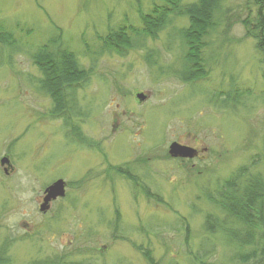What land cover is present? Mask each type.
Here are the masks:
<instances>
[{"label":"rangeland","instance_id":"374dc122","mask_svg":"<svg viewBox=\"0 0 264 264\" xmlns=\"http://www.w3.org/2000/svg\"><path fill=\"white\" fill-rule=\"evenodd\" d=\"M158 3L0 0V25L14 41L0 44V159L10 161L7 174L0 165L2 260L147 264V249L154 264H200L204 248L207 264H257L209 235L204 219L224 217L211 199L226 179L242 169L264 179V64L239 22L258 5L220 1L199 53L206 74L192 81L182 61L185 15L168 16L153 39L129 32L125 53L103 46L110 29H141L140 14ZM59 32L56 43L85 72L68 95L67 121L52 113L31 59ZM172 141L205 150L170 158ZM57 178L66 195L40 213L42 191Z\"/></svg>","mask_w":264,"mask_h":264},{"label":"trees","instance_id":"16d2710c","mask_svg":"<svg viewBox=\"0 0 264 264\" xmlns=\"http://www.w3.org/2000/svg\"><path fill=\"white\" fill-rule=\"evenodd\" d=\"M187 1L159 0V3L154 5L148 14H140L141 29L136 31L125 26L110 29L106 35L100 37L103 46L111 53H125L133 47L129 32L153 39L158 31L168 23V16L185 15L189 26L185 32L181 31L183 46L186 47L185 55L182 57L183 66L187 65L186 73L190 72L192 81L203 78L206 72H204L203 63L201 64L203 60L199 57V53L205 45L204 38L208 30L213 28L214 12L217 11L221 0ZM254 1L258 5L256 15L240 19L239 22L244 29V38L253 40L254 50L260 57L259 63L264 64V0ZM229 18V15L225 16L227 24ZM60 38L59 32L56 37L38 46L32 53L31 59L42 76L38 87L44 88L55 104L56 109L52 113L57 117L62 116L67 121L66 109L74 100L68 95L80 87L78 82L84 79L85 72L74 51L56 43ZM13 43L12 36L0 25V44L11 46ZM237 94L236 90L235 95ZM228 98L230 99L229 96L225 98L226 107L229 106ZM127 176L130 177L131 174ZM145 193L150 196L148 191ZM211 201L224 217L207 215L204 219L205 231L211 236L219 237L227 246L240 250V252L245 251L248 254L247 257L250 256L254 263L264 264V179L258 174H249L246 169H242L226 179L216 189V195ZM248 250L250 253L247 252ZM142 253L147 264H154L149 250L146 249ZM207 255H209V250L202 248V255L196 256V260L200 264H207L203 259V256ZM9 262L0 258V264H9ZM33 264L71 263L67 262L66 258L55 255L54 258L33 261Z\"/></svg>","mask_w":264,"mask_h":264},{"label":"water","instance_id":"95a60500","mask_svg":"<svg viewBox=\"0 0 264 264\" xmlns=\"http://www.w3.org/2000/svg\"><path fill=\"white\" fill-rule=\"evenodd\" d=\"M136 98L139 101H143L145 99V95L142 93H137ZM168 154L171 157H180V158H193L196 155V151L186 145L180 144L176 141H173L168 146ZM0 165L9 166V160L7 157H2L0 159ZM4 173L7 174V168L3 169ZM65 194V182L62 179H56L48 186H46L43 190L42 201L39 205V211L45 213L49 207L50 203L58 198H62Z\"/></svg>","mask_w":264,"mask_h":264}]
</instances>
